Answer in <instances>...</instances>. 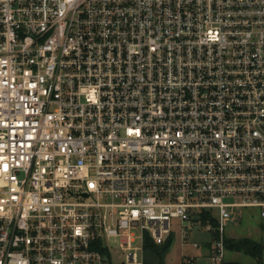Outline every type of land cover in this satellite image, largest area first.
<instances>
[{
  "label": "built area",
  "instance_id": "obj_1",
  "mask_svg": "<svg viewBox=\"0 0 264 264\" xmlns=\"http://www.w3.org/2000/svg\"><path fill=\"white\" fill-rule=\"evenodd\" d=\"M247 210L264 0H0V264H112L111 239L146 264Z\"/></svg>",
  "mask_w": 264,
  "mask_h": 264
},
{
  "label": "rangeland",
  "instance_id": "obj_2",
  "mask_svg": "<svg viewBox=\"0 0 264 264\" xmlns=\"http://www.w3.org/2000/svg\"><path fill=\"white\" fill-rule=\"evenodd\" d=\"M174 226L178 227L180 219H173ZM213 226L210 231L200 228L194 231L191 237L185 242L179 231L173 234L171 245H156L144 249L145 261L149 264H194L196 260L203 263L198 264H264V218L259 216L255 210H247L246 214L235 218L225 225L220 231L216 226L217 222H212ZM213 239H219L223 242L222 258L213 259L215 254L212 243ZM249 239L250 241L261 244L262 254L256 251L238 249L237 242ZM112 264H124V254L116 240L111 239ZM198 241L199 246L194 245ZM167 260L171 263H165ZM184 260L182 263H175Z\"/></svg>",
  "mask_w": 264,
  "mask_h": 264
},
{
  "label": "trees",
  "instance_id": "obj_3",
  "mask_svg": "<svg viewBox=\"0 0 264 264\" xmlns=\"http://www.w3.org/2000/svg\"><path fill=\"white\" fill-rule=\"evenodd\" d=\"M203 219L206 220L207 219L206 216H203ZM171 238H172V236L167 240V242L165 244L171 245V243H172L171 242ZM156 245L157 244H155L152 240L147 238L146 239V244H145V249L151 248V247L156 246ZM236 247L238 249H246L248 251H256L258 249L257 250L258 254L259 255L262 254V246H261V244H256V243L250 241L249 239H243V240L237 242Z\"/></svg>",
  "mask_w": 264,
  "mask_h": 264
},
{
  "label": "crops",
  "instance_id": "obj_4",
  "mask_svg": "<svg viewBox=\"0 0 264 264\" xmlns=\"http://www.w3.org/2000/svg\"><path fill=\"white\" fill-rule=\"evenodd\" d=\"M165 263H171V262H168L167 260H163ZM184 260H179L178 262H175V263H182ZM146 262V261H145ZM196 262H197V264H198V262H199V260H196ZM147 263V262H146ZM199 263H203V260L202 261H200ZM147 264H149V263H147ZM194 264H196V263H194Z\"/></svg>",
  "mask_w": 264,
  "mask_h": 264
}]
</instances>
